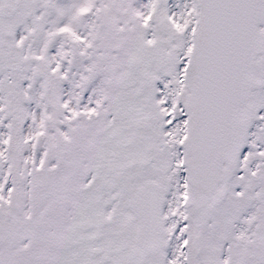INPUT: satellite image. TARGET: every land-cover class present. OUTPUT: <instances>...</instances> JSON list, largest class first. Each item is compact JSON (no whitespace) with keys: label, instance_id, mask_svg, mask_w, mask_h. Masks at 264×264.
Here are the masks:
<instances>
[{"label":"snow or ice","instance_id":"6c2138e0","mask_svg":"<svg viewBox=\"0 0 264 264\" xmlns=\"http://www.w3.org/2000/svg\"><path fill=\"white\" fill-rule=\"evenodd\" d=\"M0 264H264V0H0Z\"/></svg>","mask_w":264,"mask_h":264}]
</instances>
